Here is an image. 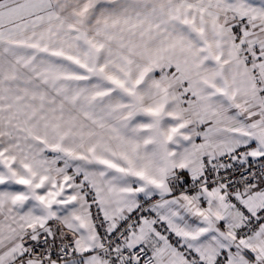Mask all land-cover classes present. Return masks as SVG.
I'll list each match as a JSON object with an SVG mask.
<instances>
[{
  "label": "snow or ice",
  "instance_id": "obj_1",
  "mask_svg": "<svg viewBox=\"0 0 264 264\" xmlns=\"http://www.w3.org/2000/svg\"><path fill=\"white\" fill-rule=\"evenodd\" d=\"M0 264H264V0H0Z\"/></svg>",
  "mask_w": 264,
  "mask_h": 264
}]
</instances>
